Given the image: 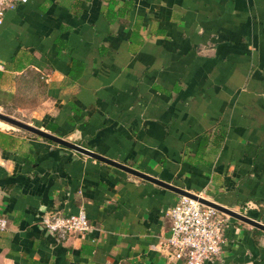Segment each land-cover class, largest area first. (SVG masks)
<instances>
[{"label": "crops", "instance_id": "1", "mask_svg": "<svg viewBox=\"0 0 264 264\" xmlns=\"http://www.w3.org/2000/svg\"><path fill=\"white\" fill-rule=\"evenodd\" d=\"M0 110L264 225V0H27L0 27ZM179 195L0 122V264H177ZM83 209L57 242L43 220ZM207 264H264L226 218Z\"/></svg>", "mask_w": 264, "mask_h": 264}, {"label": "built area", "instance_id": "2", "mask_svg": "<svg viewBox=\"0 0 264 264\" xmlns=\"http://www.w3.org/2000/svg\"><path fill=\"white\" fill-rule=\"evenodd\" d=\"M27 0H0V27L5 9L14 3ZM203 197L202 195L198 194ZM171 221L165 240L166 255L177 264H207L218 260L226 242L225 228L228 216L180 196L168 212ZM45 231L59 243L90 231V223L83 209L75 214L54 212L43 220ZM7 229V220L0 214V232Z\"/></svg>", "mask_w": 264, "mask_h": 264}, {"label": "water", "instance_id": "3", "mask_svg": "<svg viewBox=\"0 0 264 264\" xmlns=\"http://www.w3.org/2000/svg\"><path fill=\"white\" fill-rule=\"evenodd\" d=\"M0 122H3L5 124H7V125H10V126L14 127V128H17V129H21V130L27 131V132L32 133V134H34V135H36V136H38V137H40L42 139H45L47 141H50V142H53V143L58 144L60 146H63L65 148H67V149H70V150H72V151H74L76 153L85 155V156H87L89 158H92V159L97 160L99 162L105 163V164H107L109 166H112V167H115L117 169H120V170H122V171H124V172H126V173H128L130 175H133V176L138 177V178H140L142 180H145L147 182H150V183H153V184L158 185L160 187H163V188H165V189H167L169 191H172V192L176 193L179 196H183V197L195 200V201L199 202L200 204L208 206L210 208H213V209L221 212L222 214H224V215H226V216H228V217H230L232 219H235L237 221H240L242 223L250 225V226H252L254 228H257V229H259V230L264 232V225L263 224H261L260 222L255 221V220H253V219H251V218H249L247 216H244L242 214L236 213V212H234V211H232L230 209H227V208H225V207H223V206H221V205H219L217 203H214V202H212V201H210V200H208V199H206L204 197H201V196H199L197 194H193V193L184 191V190H182V189H180L178 187L169 185V184H167L165 182H162V181H159V180H157V179H155L153 177H150V176H148V175H146L144 173H141L139 171L131 169V168H129L127 166H124L122 164H119V163H117L115 161L109 160V159H107V158H105L103 156H100V155H98V154H96V153H94L92 151H89V150H87V149H85V148H83L81 146H78V145H75L73 143L64 141V140L60 139L59 137H57L55 135L49 134V133L44 132L42 130H39V129L35 128V127L27 125L26 123H23V122H21V121H19L17 119L9 117V116L5 115L4 113H1V112H0Z\"/></svg>", "mask_w": 264, "mask_h": 264}, {"label": "rangeland", "instance_id": "4", "mask_svg": "<svg viewBox=\"0 0 264 264\" xmlns=\"http://www.w3.org/2000/svg\"><path fill=\"white\" fill-rule=\"evenodd\" d=\"M0 112H1V113H4V112H2L1 110H0ZM19 120H20V119H19ZM2 123H3V122H2Z\"/></svg>", "mask_w": 264, "mask_h": 264}, {"label": "trees", "instance_id": "5", "mask_svg": "<svg viewBox=\"0 0 264 264\" xmlns=\"http://www.w3.org/2000/svg\"><path fill=\"white\" fill-rule=\"evenodd\" d=\"M262 221H264V216H263V219H262Z\"/></svg>", "mask_w": 264, "mask_h": 264}]
</instances>
